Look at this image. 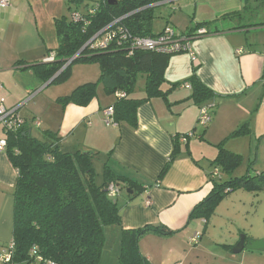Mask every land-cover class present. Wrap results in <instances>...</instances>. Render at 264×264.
<instances>
[{
    "label": "crops",
    "instance_id": "1",
    "mask_svg": "<svg viewBox=\"0 0 264 264\" xmlns=\"http://www.w3.org/2000/svg\"><path fill=\"white\" fill-rule=\"evenodd\" d=\"M150 1L141 10L152 17L151 34L170 27L195 35L198 25L208 34L193 36L189 51L170 57L164 72V90L174 88L165 98H153L139 106L135 128L124 123L105 125L104 110L117 99L116 93H106L100 83L101 90L85 107H62L56 102L78 86L98 81L100 69L95 64L73 65L72 80L64 85L67 87L51 89L56 85L46 81L40 65L55 57L57 38L53 40L54 47L40 35L31 40V31L26 30L23 21L26 17H34L35 21L37 15L33 4L26 0H13V4L8 0L9 6L0 9V105L16 108L27 122L39 119L43 131L57 134L65 152H104V163L114 175L140 185L134 193L120 186V193L112 200L121 207V227H106L104 238L109 230L116 238L117 264L121 231L158 225L176 233L168 237L147 233L139 239L138 249L151 264H202L201 255L220 259L224 264H264V253L243 250L238 253L240 257H234L237 254L232 249L237 242H214L216 251L206 249L202 227L208 222L188 218L212 189L208 175L214 169L217 145L223 143L226 150L241 157L247 150L249 156L254 152V158L249 157V174L264 170L254 166L264 151V0ZM33 2L37 4L38 0ZM193 72L212 92L215 108L209 125L191 140L187 136L196 131L200 113V106L190 99L191 89L185 87ZM144 88L145 76H140L132 96L144 98ZM242 125L249 133L230 137ZM27 130L33 134L31 125ZM4 136L0 127V140ZM184 136L186 140L180 141ZM175 140L180 153L158 182ZM244 142L245 151L237 145ZM16 181L17 172L6 151L0 152V251L12 239ZM195 234L197 238L193 240Z\"/></svg>",
    "mask_w": 264,
    "mask_h": 264
},
{
    "label": "trees",
    "instance_id": "2",
    "mask_svg": "<svg viewBox=\"0 0 264 264\" xmlns=\"http://www.w3.org/2000/svg\"><path fill=\"white\" fill-rule=\"evenodd\" d=\"M150 3V0H100L89 12L73 11L83 14L81 23L74 24L71 18L70 22L64 19L55 22V57L48 64L40 65L46 81L57 75L52 84L65 82L70 76L71 66L77 64H95L100 69L97 82L78 86L68 96L57 99L58 104L62 107L70 104L85 107L96 97L100 83L106 93L124 95L116 97V102L110 107L113 109L114 124L124 123L135 128L139 106L153 98H165L174 88L171 86L164 90V72L172 55L134 51L128 56L125 44L117 40L103 50H91L89 45L86 46L97 32L117 20L118 27H123L131 36H155L151 34L152 17L148 11L141 10ZM196 28L202 29L200 25ZM181 34L187 39L194 36L190 32ZM140 76H145V96L136 99L132 95ZM188 82L192 91L190 99L200 108L210 106L212 118L215 108L212 92L194 72ZM27 127L17 133H4L6 155L17 172L13 191L10 264H99L105 240L104 229L121 227V207L110 200L107 186L113 183L134 193L140 185L114 175L107 164L103 169V181L97 185L92 166L95 155L65 152L60 148V138L56 133L44 131L38 138L32 133L27 135ZM248 133L246 125H242L230 137ZM216 148L217 156L212 161L214 169L208 175L212 189L191 210L189 220L208 222L217 204L231 192L241 189L257 194L264 190V170L232 177L231 174L241 165V156L226 150L223 143ZM179 153V144L175 140L172 154L162 168L158 182ZM251 167L252 163L248 169ZM214 170L218 172L216 176H213ZM147 233L168 237L176 232L162 225L121 231L119 264H151L138 250L139 239Z\"/></svg>",
    "mask_w": 264,
    "mask_h": 264
},
{
    "label": "rangeland",
    "instance_id": "3",
    "mask_svg": "<svg viewBox=\"0 0 264 264\" xmlns=\"http://www.w3.org/2000/svg\"><path fill=\"white\" fill-rule=\"evenodd\" d=\"M26 1L27 3L30 2L33 4L32 8L34 10V14L37 15L35 17V21L34 17H31L28 20V17H26L25 21H23L24 24H27L25 25L28 28L26 30H28V32L29 30L31 31V40H33V36L36 37L37 35H40V37H42L43 40L46 41V44H52V46L54 47L56 44V41H53L56 38L54 27L55 22L61 19H64L66 22H70V17L73 11L83 12L84 10H86L85 7L92 6L100 0H38L37 4L33 2L35 0ZM35 22L38 26V29L35 25ZM10 52H12L11 49ZM71 80L72 79L69 76L65 82L55 84L56 86L51 87V89L60 91L66 88L67 86L64 85H68ZM100 90L101 86L98 85L96 91L98 92ZM49 92L52 93V90H49ZM35 119L36 121L39 120L37 118ZM30 125L34 135H39L44 132L41 128H34L29 121V126ZM203 129L204 127H202L201 125H197L196 131H194L195 135L199 136ZM195 135L190 139H196ZM237 145L241 148L243 147L245 151L247 143H238ZM204 147L207 146L204 145ZM206 153L209 154L208 151H206ZM254 156V152L252 156H249L247 150L245 152V155H242L241 157L242 159L240 167L235 170L231 174V176L242 177L245 176L246 173H252L248 169V162L250 161L249 157H251L252 159L254 158ZM262 157H264V151L260 154V159H256L255 161L254 166L257 170L264 169V159ZM105 160L106 158L104 152L96 153V155L92 158V166L96 175L95 183L97 185H101L103 181V169L105 166ZM203 164L207 165L205 161H203ZM202 234H204L202 236L207 239L205 240V248L214 251H216L214 242H217L219 244H236V242L238 243L240 236H245L251 239L264 238V190L260 191L257 194H252L240 189L225 196L217 204L212 216L208 219V223L203 225ZM106 237L107 239L104 240V246L101 251L99 264H117L116 260L114 259V254L116 252V238L112 235L110 230L108 231ZM208 244L213 246L209 248L207 247ZM139 253L141 254L140 251ZM238 255L241 254H237L234 257H237ZM200 260H202V264H224L220 259L202 257V255L200 257Z\"/></svg>",
    "mask_w": 264,
    "mask_h": 264
},
{
    "label": "built area",
    "instance_id": "4",
    "mask_svg": "<svg viewBox=\"0 0 264 264\" xmlns=\"http://www.w3.org/2000/svg\"><path fill=\"white\" fill-rule=\"evenodd\" d=\"M9 6L8 0H0V9H5ZM93 7H86L85 9L89 12L93 10ZM91 9V10H90ZM84 10V11H86ZM71 22L81 23L84 18L83 14L80 12H73L71 14ZM119 20L112 22L107 27L103 28L99 32H97L86 44L89 45L91 50H103L107 47L108 44L115 42L116 40L125 44V47L128 49V56H131L134 51H145V52H153L158 54H166V55H175L177 53H183L189 51V43L191 38H185L181 33L175 31L172 28H165L160 34L151 36V37H139V36H131L127 33L123 27H118ZM206 31L204 29H198L196 31V37H202L205 35ZM53 57H50L45 60V62L49 63L53 61ZM186 88L190 89V85L186 84ZM123 94L118 95L116 93V97H123ZM209 107L200 108L199 118L197 125H201L202 127H206L211 122V111ZM34 128L40 129L41 122L40 120L33 119L30 121ZM104 123L106 126L116 125L113 122V109L107 108L104 110ZM29 125V122L21 118L15 109H8L4 106L0 105V127L3 133H17L21 131L23 128ZM195 135L194 132H191L187 137H193ZM186 138L181 137L180 141H185ZM6 150V141L4 139L0 140V152ZM217 170H214V175L216 176ZM106 192L108 197L113 200L117 198V195L120 193V189L114 185L110 184L106 188ZM197 234L194 235L193 240H196ZM13 244L9 243L7 246L2 247L0 251V263L2 264H10L12 260Z\"/></svg>",
    "mask_w": 264,
    "mask_h": 264
},
{
    "label": "water",
    "instance_id": "5",
    "mask_svg": "<svg viewBox=\"0 0 264 264\" xmlns=\"http://www.w3.org/2000/svg\"><path fill=\"white\" fill-rule=\"evenodd\" d=\"M111 1V0H109ZM57 76V75H56ZM55 76V77H56ZM53 77L51 81L54 80ZM31 131H27V135H30ZM243 250L250 251V252H259L264 253V238L262 239H251L245 236H240L238 243L233 247L232 252L234 254H238Z\"/></svg>",
    "mask_w": 264,
    "mask_h": 264
}]
</instances>
